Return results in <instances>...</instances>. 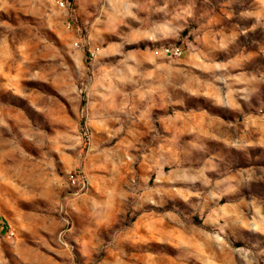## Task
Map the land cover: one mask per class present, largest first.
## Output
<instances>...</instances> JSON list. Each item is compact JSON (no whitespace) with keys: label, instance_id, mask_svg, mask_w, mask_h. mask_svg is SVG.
Returning a JSON list of instances; mask_svg holds the SVG:
<instances>
[{"label":"rangeland","instance_id":"rangeland-1","mask_svg":"<svg viewBox=\"0 0 264 264\" xmlns=\"http://www.w3.org/2000/svg\"><path fill=\"white\" fill-rule=\"evenodd\" d=\"M64 2L0 0V264H264V0Z\"/></svg>","mask_w":264,"mask_h":264},{"label":"built area","instance_id":"built-area-1","mask_svg":"<svg viewBox=\"0 0 264 264\" xmlns=\"http://www.w3.org/2000/svg\"><path fill=\"white\" fill-rule=\"evenodd\" d=\"M64 0H57V4L60 6V7H64ZM162 52L165 54V55H168V56H174V57H180L181 54H182V50L179 46H172V47H163L162 48Z\"/></svg>","mask_w":264,"mask_h":264}]
</instances>
